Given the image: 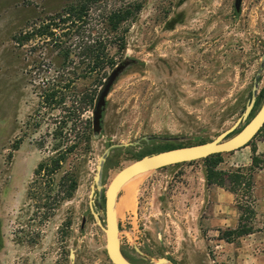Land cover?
Returning <instances> with one entry per match:
<instances>
[{"label": "rangeland", "instance_id": "rangeland-1", "mask_svg": "<svg viewBox=\"0 0 264 264\" xmlns=\"http://www.w3.org/2000/svg\"><path fill=\"white\" fill-rule=\"evenodd\" d=\"M65 6L66 0H0V264H112L94 213L105 226V192L138 160L125 152L116 159L104 174L99 205L94 180L100 158L116 145L139 151L153 142L190 147L214 141L245 112L264 63V0H243L239 12L235 0H149L127 36L124 58L135 64L107 97L100 136L70 161L80 164L79 189L41 223L40 203L28 197L35 171L56 142L81 136L92 110L82 115L69 108L79 107L87 91L96 100L112 73L77 80L64 91L71 99L65 109L42 105L48 79L66 73L62 60L43 39L24 46L14 39ZM261 141L264 133L254 144ZM222 156L219 170H236L238 154ZM205 178V163L197 161L141 173L120 189L115 212L129 263L256 264L264 250L257 237L228 243L222 240L228 230L208 221ZM237 201L244 206L247 200L240 194ZM254 223L264 230V219Z\"/></svg>", "mask_w": 264, "mask_h": 264}, {"label": "trees", "instance_id": "trees-1", "mask_svg": "<svg viewBox=\"0 0 264 264\" xmlns=\"http://www.w3.org/2000/svg\"><path fill=\"white\" fill-rule=\"evenodd\" d=\"M149 0H66V6L56 15L50 16L40 25L35 24L30 31L15 37L18 46H24L36 39H43L62 60L63 75H54L46 82L48 90L41 96L42 105L55 111L65 109L71 99L64 91L75 87L77 80L101 79L108 71L117 67L122 69L121 75L135 64L132 59L124 58L127 49V36L132 25L137 21ZM120 75V76H121ZM264 94H260L255 110L260 106ZM94 95L84 93L79 107L69 108L73 112L84 115L93 111ZM105 108V107H104ZM254 110V111H255ZM251 117V116H250ZM104 121V109L101 117V129ZM243 129V128H242ZM242 129L237 131L238 134ZM264 133V127L258 135ZM257 135V136H258ZM57 136V134H56ZM94 137L93 118L87 119L80 137H67L64 141L56 142L51 155L42 161L30 184L28 197L38 200V216L41 223L52 219L60 206L72 200L80 186L79 165H70L72 158H80L90 149ZM257 138V137H256ZM255 138V139H256ZM58 138L55 137V141ZM254 139V140H255ZM254 140L247 146L253 151L252 165L247 173L240 170H219L223 162L222 155H215L202 160L206 167V182L209 186L225 189L235 196L240 194L247 200L242 206L239 226L236 230H228L222 240L228 243L245 238L254 233L256 212L253 208L252 190L253 173L264 170V155L258 156ZM200 142L197 145L206 144ZM39 147L44 148V144ZM185 147L173 143H149L137 151V146H117L113 156L108 157L104 174L116 166V159L122 153L133 156L136 160L143 159L161 152ZM70 168L67 170V166ZM243 223H247L246 225Z\"/></svg>", "mask_w": 264, "mask_h": 264}, {"label": "water", "instance_id": "water-1", "mask_svg": "<svg viewBox=\"0 0 264 264\" xmlns=\"http://www.w3.org/2000/svg\"><path fill=\"white\" fill-rule=\"evenodd\" d=\"M243 0H235L236 11L241 10ZM264 70L262 63L253 83L251 100L241 117L228 130L220 134L214 141L190 146L179 149H174L166 152H161L152 156L145 157L123 169L111 182L105 192V226L99 219V216L94 213L95 219L99 227L106 233L107 254L112 264H131L129 263L122 251L119 241V223L115 212V202L120 189L135 176L154 170H161L171 166H177L186 163L202 161L215 155H222L236 152L246 148L259 134L264 127V103L257 111L254 118L235 136L242 125L246 124L255 110V106L259 97L260 78ZM122 69L117 67L110 76L105 80L103 86L99 90L96 97L94 108L92 111L94 137L98 139L101 132V117L106 104L108 95L112 87L117 82L121 75ZM117 146H111L105 154L100 158L97 172L95 175V185L98 191L99 205L104 196V168L111 151ZM139 254L141 252L136 250ZM173 264L165 259H160L157 264Z\"/></svg>", "mask_w": 264, "mask_h": 264}, {"label": "crops", "instance_id": "crops-1", "mask_svg": "<svg viewBox=\"0 0 264 264\" xmlns=\"http://www.w3.org/2000/svg\"><path fill=\"white\" fill-rule=\"evenodd\" d=\"M255 148L258 156L264 155V141L257 142ZM235 153L238 154V159L235 160L234 164L236 170L232 171L240 170L243 173H247L252 165V148L246 147ZM206 187L207 195L211 203V214H209L210 218L208 221L212 227L217 228L218 231L224 229L236 230L241 217L237 196L217 186L206 185ZM251 195L253 208L257 216L254 221L256 222L259 219H264V170H257L253 173V190ZM256 225V223L253 224V226ZM247 237H257L259 242L258 247L261 248L264 246V230L262 228L254 229V233ZM259 252L260 254L256 258V264H264V250Z\"/></svg>", "mask_w": 264, "mask_h": 264}, {"label": "bare ground", "instance_id": "bare-ground-1", "mask_svg": "<svg viewBox=\"0 0 264 264\" xmlns=\"http://www.w3.org/2000/svg\"><path fill=\"white\" fill-rule=\"evenodd\" d=\"M133 186V185H132ZM129 207H130V205L128 204V203H125L124 205H123V208L124 209H129ZM123 211H125V210H123Z\"/></svg>", "mask_w": 264, "mask_h": 264}]
</instances>
